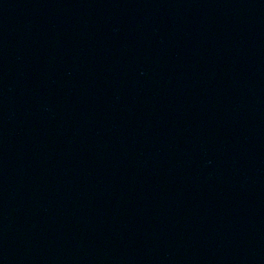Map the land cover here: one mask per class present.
<instances>
[{
    "label": "water",
    "instance_id": "water-1",
    "mask_svg": "<svg viewBox=\"0 0 264 264\" xmlns=\"http://www.w3.org/2000/svg\"><path fill=\"white\" fill-rule=\"evenodd\" d=\"M0 264H264V0H0Z\"/></svg>",
    "mask_w": 264,
    "mask_h": 264
}]
</instances>
